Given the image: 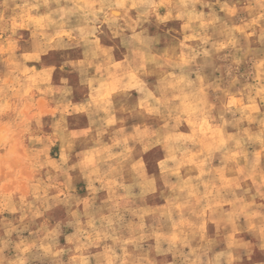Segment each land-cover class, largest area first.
<instances>
[{
    "label": "rangeland",
    "instance_id": "obj_1",
    "mask_svg": "<svg viewBox=\"0 0 264 264\" xmlns=\"http://www.w3.org/2000/svg\"><path fill=\"white\" fill-rule=\"evenodd\" d=\"M0 264H264V0H0Z\"/></svg>",
    "mask_w": 264,
    "mask_h": 264
}]
</instances>
